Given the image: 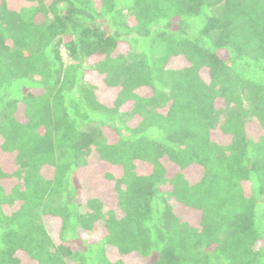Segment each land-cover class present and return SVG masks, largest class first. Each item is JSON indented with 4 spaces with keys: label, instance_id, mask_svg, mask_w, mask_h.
<instances>
[{
    "label": "trees",
    "instance_id": "obj_1",
    "mask_svg": "<svg viewBox=\"0 0 264 264\" xmlns=\"http://www.w3.org/2000/svg\"><path fill=\"white\" fill-rule=\"evenodd\" d=\"M0 264H264V0H0Z\"/></svg>",
    "mask_w": 264,
    "mask_h": 264
},
{
    "label": "rangeland",
    "instance_id": "obj_2",
    "mask_svg": "<svg viewBox=\"0 0 264 264\" xmlns=\"http://www.w3.org/2000/svg\"><path fill=\"white\" fill-rule=\"evenodd\" d=\"M63 58H64V62L67 63L65 54L63 53ZM240 100H243L242 98H240ZM249 107L246 104V102L241 101L240 104H235L234 102L230 103L229 105L226 106L225 111H224V116L228 117L233 113H236L238 115H240L244 120H247L248 116H250L249 113Z\"/></svg>",
    "mask_w": 264,
    "mask_h": 264
}]
</instances>
